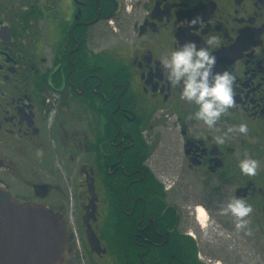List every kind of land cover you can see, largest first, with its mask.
Wrapping results in <instances>:
<instances>
[{
  "label": "flooded vegetation",
  "instance_id": "1",
  "mask_svg": "<svg viewBox=\"0 0 264 264\" xmlns=\"http://www.w3.org/2000/svg\"><path fill=\"white\" fill-rule=\"evenodd\" d=\"M210 35L247 77L215 129L157 68ZM0 190L63 215L64 264H264V0H0Z\"/></svg>",
  "mask_w": 264,
  "mask_h": 264
},
{
  "label": "clouds",
  "instance_id": "2",
  "mask_svg": "<svg viewBox=\"0 0 264 264\" xmlns=\"http://www.w3.org/2000/svg\"><path fill=\"white\" fill-rule=\"evenodd\" d=\"M197 22H202L198 16L190 20L189 24L195 25ZM201 39L203 43L199 45L196 41L179 42L167 56L157 57V68L162 76H166L168 86L179 91V100L195 106L193 118L209 129H215L222 115L239 107L235 98L241 93L237 90L243 86L242 81L247 77L244 66L235 63L231 71L228 68L214 71V52L222 42L216 35H210L207 39L201 36ZM234 131L245 134L249 131V125L247 122H239L235 127L230 126L227 132L213 137V142L216 145L224 144L227 133ZM257 168L258 162L253 158H244L238 163L239 172L249 178L257 174ZM252 212V205L238 196L232 197L220 208L222 215L234 218V228L238 232L243 231L245 235H251L245 218ZM198 220L202 230H206L209 218L202 208L199 209Z\"/></svg>",
  "mask_w": 264,
  "mask_h": 264
},
{
  "label": "water",
  "instance_id": "3",
  "mask_svg": "<svg viewBox=\"0 0 264 264\" xmlns=\"http://www.w3.org/2000/svg\"><path fill=\"white\" fill-rule=\"evenodd\" d=\"M71 238L61 213L0 190V264H64Z\"/></svg>",
  "mask_w": 264,
  "mask_h": 264
}]
</instances>
